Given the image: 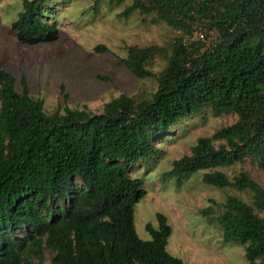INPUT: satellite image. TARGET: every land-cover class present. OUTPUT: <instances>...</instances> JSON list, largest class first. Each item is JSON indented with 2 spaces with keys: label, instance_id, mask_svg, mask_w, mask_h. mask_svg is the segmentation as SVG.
Masks as SVG:
<instances>
[{
  "label": "trees",
  "instance_id": "1",
  "mask_svg": "<svg viewBox=\"0 0 264 264\" xmlns=\"http://www.w3.org/2000/svg\"><path fill=\"white\" fill-rule=\"evenodd\" d=\"M129 1L120 18L138 13L180 33L166 47L126 46L115 58L133 78L154 79L149 98L120 95L99 113L57 105L47 114L0 68V264H45L46 255L49 264H185L166 250L163 215L155 214V229L145 226L149 240L137 238L133 208L144 191L129 169L163 155L157 144L203 109L236 119L197 138L160 179L180 185L201 172L203 185L249 193L250 204L227 196L214 221L247 264H264V188L246 173L220 171L249 161L264 175V0ZM48 2L21 1L10 24L18 42L56 39ZM156 57L165 65L153 74Z\"/></svg>",
  "mask_w": 264,
  "mask_h": 264
},
{
  "label": "rangeland",
  "instance_id": "2",
  "mask_svg": "<svg viewBox=\"0 0 264 264\" xmlns=\"http://www.w3.org/2000/svg\"><path fill=\"white\" fill-rule=\"evenodd\" d=\"M21 1L0 0V68L13 78L16 92H21L24 83L28 94L42 101L47 114L57 105L86 107L99 113L104 103L120 95L135 100L149 98L155 91L154 79L133 78L116 64L115 58L125 56L126 46L166 47L180 36L163 23H152L150 16L133 13L127 19L120 18L118 14L130 4L129 0L119 6H109L107 0L97 4L94 0H49L51 16L45 20L56 25V39L28 45L18 42L10 29ZM183 39L186 41V37ZM97 45H103L108 52L93 53ZM164 65L163 59L156 57L148 69L157 74ZM235 119L232 114L214 116L203 109L174 125L157 144L163 155L129 169L130 177L142 181L144 191L133 208V228L138 239H150L145 226L155 229V214H161L171 229L166 250L185 264H247L242 247L222 242L214 220L227 196L250 204L249 193L203 185L201 172L180 185L174 179H160L173 160L189 154L197 138L209 137ZM220 171L228 178L246 173L264 188V175L249 161ZM205 209L210 214H202ZM48 258L46 255L45 264H49Z\"/></svg>",
  "mask_w": 264,
  "mask_h": 264
}]
</instances>
